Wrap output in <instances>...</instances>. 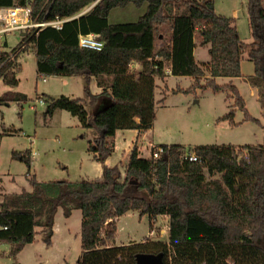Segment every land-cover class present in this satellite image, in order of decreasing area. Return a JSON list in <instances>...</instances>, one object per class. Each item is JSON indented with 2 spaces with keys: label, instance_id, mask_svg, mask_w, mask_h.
<instances>
[{
  "label": "trees",
  "instance_id": "obj_1",
  "mask_svg": "<svg viewBox=\"0 0 264 264\" xmlns=\"http://www.w3.org/2000/svg\"><path fill=\"white\" fill-rule=\"evenodd\" d=\"M129 4H146V11L135 21L109 22L111 10ZM15 6L29 7L33 23L63 22L61 28L33 27L11 52L0 51V82L17 87V57L28 46H33L38 74L82 77L86 98L44 94L45 113L64 109L83 128L98 132L88 151L102 164V172L97 181H38L30 171V150L14 151L12 157L27 168L31 190L3 194L0 243L10 244L9 254L16 256L31 244L37 228L50 247L55 215L62 207L65 217L81 211L79 264H140L141 254H160L163 264H264V144H160L164 152L158 158L140 157L134 145L123 170L104 164L115 149L117 130L152 127L155 79L165 78L166 62L172 75L194 80L190 89L227 92L234 103L222 118L231 125L238 124L235 108L243 113L242 121L259 124L237 87L219 84L216 77H240L247 50L254 66L249 81L259 92L264 114V0H247L249 44L232 17L216 13L213 0H0V7ZM89 33L104 42L101 50L79 45V35ZM195 40L208 46L207 63L195 61ZM134 63L138 70L131 67ZM93 80L99 93L90 89ZM26 100L20 92L0 93V105ZM99 100L104 106L89 114L84 104ZM189 152L198 160H189ZM129 211L151 222L167 216V239L113 243L116 220Z\"/></svg>",
  "mask_w": 264,
  "mask_h": 264
},
{
  "label": "rangeland",
  "instance_id": "obj_2",
  "mask_svg": "<svg viewBox=\"0 0 264 264\" xmlns=\"http://www.w3.org/2000/svg\"><path fill=\"white\" fill-rule=\"evenodd\" d=\"M213 3L216 13L222 15L229 14L231 7L238 8L239 31L242 40L249 44L252 41V34L247 0H213ZM146 6L144 4L137 8L129 4L124 8L113 9L109 15V22L135 21L144 14ZM20 36L19 31L8 33L5 36L7 44L1 43L0 51L11 52ZM197 57L202 58L200 54H197ZM17 62L20 64L17 87L9 88L0 82V93L7 90L20 92L27 100L22 103L12 101L9 105H0V192L7 194L23 188L30 189L25 164L12 157L14 151L26 149L31 152L30 171L38 181L100 180L102 164L93 160L92 154L88 151L89 142L98 136V132L83 128L79 119L64 109L57 108L51 115H47L46 104L38 102L39 98H44V94L53 97L65 95L70 98H86L83 91L84 79L79 76L38 74L33 46H28V50L22 51L17 57ZM242 63L246 75L254 73V66L248 58L247 50ZM166 64L168 65V62ZM133 66L132 64L131 67L134 68ZM216 82L220 84L222 81L217 79ZM193 83L194 80L190 77L170 78L166 82L169 88L166 93V86L160 85L157 81L159 86L155 91V119L153 128L145 137L147 140L151 137L155 145L167 143L187 147L222 145L230 142L264 144V126L258 129L255 128L258 124L249 121L248 124L233 129L228 126V121L222 118L234 103L233 98L227 97V92H213L208 87L190 89ZM243 87L245 92V86ZM178 88L184 91H172ZM246 94L247 92L243 97L246 109L261 119L259 102ZM105 102L107 100L103 103ZM84 106L89 114H94L104 105H101L99 100L94 105L85 103ZM235 114V119L243 117V113L237 108ZM262 124L264 125V119ZM132 136L134 131L131 129L120 132L116 140V151L114 150L110 157L111 162L118 164L122 170L125 165V161H121L123 151H128L131 139H135ZM147 143L148 141H143V151L149 152L151 148ZM55 217L58 235L54 242L52 237L50 247L45 245L40 229L37 228L35 240L32 244H27L16 256L9 254L11 248L9 243H0V264H79L81 211L74 209L69 217H65L63 208L60 207ZM116 225L114 241L118 245L131 241L140 242L145 238L167 239L168 217L165 215L158 216L151 222L147 216L140 217L136 211H129L116 220Z\"/></svg>",
  "mask_w": 264,
  "mask_h": 264
},
{
  "label": "crops",
  "instance_id": "obj_3",
  "mask_svg": "<svg viewBox=\"0 0 264 264\" xmlns=\"http://www.w3.org/2000/svg\"><path fill=\"white\" fill-rule=\"evenodd\" d=\"M134 6V5H133ZM136 7V6H135ZM117 8H121V7H117ZM124 8V7H123ZM138 8V7H137ZM114 9H116V8H114ZM86 11V10H85ZM112 11V10H111ZM222 15V14H221ZM225 16H229V17H232L233 19H234V23H235V25H236V27H237V29H238V31H239V26H238V20H239V10H238V8L237 7H231V9L229 10V14H226ZM248 19H249V17H248ZM20 32V39H21V37L24 35V31H19ZM239 35H240V37H241V34H240V31H239ZM6 39V38H5ZM241 39H242V37H241ZM20 41V40H19ZM18 41V42H19ZM17 42V43H18ZM4 44H7V40H4ZM162 45V42L159 40V41H157V47H160ZM199 50H201L202 52H200ZM2 51V50H1ZM205 52H206V54H205ZM34 54H35V52H34ZM197 54H200V57H202L201 59H198V57H197ZM193 55H194V58H195V61L197 62V63H199V64H203V63H207L209 60H210V55H209V53H208V46L207 45H203V46H201L200 44H199V41L198 40H195V47H194V50H193ZM244 59H245V52L243 53V55H242V59H241V73H242V75L240 76V77H234V78H229V77H216V81H217V79H220V84H225V83H228V82H231L232 84H234L236 87H237V89L239 90V92H240V94H243L244 96L243 97H245V93L247 92V94L246 95H248V97H251V98H253V99H255V100H257L258 102H259V106H260V116L262 117L261 119H259V118H257V117H255V116H253L252 114H251V112L249 111V109H247L248 111H249V113L251 114V116H253L254 118H257L258 120H259V124L258 125H255L256 127L255 128H260L261 126H264L263 124H262V120L264 119V114H263V110H262V107H261V102H260V99H259V92H258V90H257V88L256 87H254L251 83H250V81H249V77L251 76V75H253V73H250V74H245L243 71V68H242V62L244 61ZM134 66V69H136V70H138L139 68H140V65L138 64V63H134L133 64ZM254 68V67H253ZM61 77H63V76H61ZM178 77H190V76H174V75H172L171 74V71H170V66L169 65H167V67H166V76H165V78L162 80V79H155V91H156V89H157V87L159 86V85H157V81H159L160 82V85H163V86H166L165 88H166V93L169 91V88L167 87V85H166V82L170 79V78H178ZM206 77V76H205ZM45 78V77H44ZM191 78V77H190ZM46 79V78H45ZM192 79V78H191ZM193 80V79H192ZM243 85L245 86V92H243V89H244V87H243ZM242 87V88H241ZM90 89H91V91L93 92V93H99L100 92V88L96 85V82H95V80H93L91 83H90ZM172 91H174V89H172ZM165 93V94H166ZM154 99H155V92H154ZM155 103H156V101H155ZM45 104V103H44ZM245 105H246V102H245ZM247 106V105H246ZM228 108H229V105H228ZM230 108H232V106L230 107ZM236 115V114H235ZM236 118V116H234V119ZM242 119H243V117H241L240 119H235V121L238 123L237 125H231L229 122H228V126L230 127V128H233V129H237V128H240V127H242V126H244V125H246V124H248L249 123V121H242ZM228 121V120H227ZM153 128V126L151 127V128H149L148 130H146V131H143V132H138L137 130H133L134 131V136H132V137H135V139H131V144L128 146V151L127 152H125V151H123V158H122V160L121 161H125V164H126V162L128 161V159H129V155H130V151H131V149L133 148V146L134 145H136L137 146V148H138V153H139V156L140 157H143V158H148L149 156H150V152H147V151H143V146H142V143H143V141H148V143H147V146H150V148H151V145H155L154 144V142H152V138L150 137V140H147L145 137H146V135H147V133H148V131L150 130V129H152ZM123 130H117L116 131V134H115V151H116V148H117V138H118V134L120 133V132H122ZM165 144H167V143H165ZM229 144H233V145H235V146H240V145H244V144H241L240 142L239 143H229ZM253 145H257L258 143H252ZM158 145H160V144H158ZM185 146V145H184ZM114 151V152H115ZM114 152L112 153V154H114ZM125 152V153H124ZM144 152H146V153H144ZM149 153V154H148ZM111 154V155H112ZM33 155H34V153H32V159H33ZM111 155L110 156H108L107 157V159L105 160V165H108V166H111V165H114L112 162H111V159H110V157H111ZM101 169H102V167H101ZM101 172H102V170H101ZM30 185V184H29ZM30 189H27V188H23L22 190H27V191H30L31 190V186L29 187ZM22 190H20V191H18V192H11V193H19V192H21ZM8 194V193H7ZM3 200V194H2V192H0V203H1V201ZM53 230H54V235H53V242L55 241V239H56V237H57V235H58V233H57V219H56V217H55V222H54V226H53ZM113 243H115L116 244V242L114 241ZM32 244V243H31ZM29 245V244H28Z\"/></svg>",
  "mask_w": 264,
  "mask_h": 264
},
{
  "label": "built area",
  "instance_id": "obj_4",
  "mask_svg": "<svg viewBox=\"0 0 264 264\" xmlns=\"http://www.w3.org/2000/svg\"><path fill=\"white\" fill-rule=\"evenodd\" d=\"M29 13V7H0V44L4 42L5 36L13 31H24L26 33L27 30L33 27H44L47 25L61 28L63 19L33 23L30 20ZM78 42L81 47L97 51L101 50L104 46V42L94 33L80 34ZM10 56L13 57L12 54ZM38 102L41 104L45 103L43 98H39ZM149 152L152 158H158L164 152V149L161 145H151ZM187 158L191 161L198 160L197 155L193 152H189Z\"/></svg>",
  "mask_w": 264,
  "mask_h": 264
},
{
  "label": "water",
  "instance_id": "obj_5",
  "mask_svg": "<svg viewBox=\"0 0 264 264\" xmlns=\"http://www.w3.org/2000/svg\"><path fill=\"white\" fill-rule=\"evenodd\" d=\"M90 7H88V9ZM83 12H85V11H83ZM137 259H138V262L140 264H163V261H162V258H161V255L160 254H157V255H153V254H141V255H139L137 257Z\"/></svg>",
  "mask_w": 264,
  "mask_h": 264
}]
</instances>
